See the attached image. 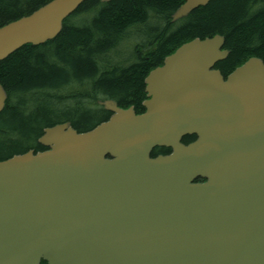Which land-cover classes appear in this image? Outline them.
Returning a JSON list of instances; mask_svg holds the SVG:
<instances>
[{
    "label": "water",
    "instance_id": "water-1",
    "mask_svg": "<svg viewBox=\"0 0 264 264\" xmlns=\"http://www.w3.org/2000/svg\"><path fill=\"white\" fill-rule=\"evenodd\" d=\"M85 1L1 26L0 61L55 38ZM210 1L184 0L172 22ZM223 47L195 38L167 56L144 80L142 114L99 102L108 120L44 128L46 150L1 160L0 264H264V64L224 79ZM6 98L0 85V112ZM157 147L171 152L151 157Z\"/></svg>",
    "mask_w": 264,
    "mask_h": 264
},
{
    "label": "trees",
    "instance_id": "trees-1",
    "mask_svg": "<svg viewBox=\"0 0 264 264\" xmlns=\"http://www.w3.org/2000/svg\"><path fill=\"white\" fill-rule=\"evenodd\" d=\"M51 0H0V27ZM184 0H86L42 45H24L0 61L7 99L0 112V161L38 144L43 129L69 122L77 132L109 117L98 101L141 113L144 79L195 38L224 37V78L251 57L264 63V0H212L173 23ZM191 140L193 138H186ZM165 153L166 149L152 152ZM40 264H46L42 261Z\"/></svg>",
    "mask_w": 264,
    "mask_h": 264
},
{
    "label": "flooded vegetation",
    "instance_id": "flooded-vegetation-1",
    "mask_svg": "<svg viewBox=\"0 0 264 264\" xmlns=\"http://www.w3.org/2000/svg\"><path fill=\"white\" fill-rule=\"evenodd\" d=\"M182 141H184V143H188V142H190V141H188L187 139H183ZM170 151H171V150L166 149L165 153L168 154V153H170ZM165 153H161L160 150H159V154L164 155Z\"/></svg>",
    "mask_w": 264,
    "mask_h": 264
}]
</instances>
